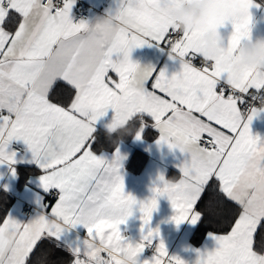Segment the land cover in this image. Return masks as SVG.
I'll return each instance as SVG.
<instances>
[{
	"label": "snow or ice",
	"instance_id": "1",
	"mask_svg": "<svg viewBox=\"0 0 264 264\" xmlns=\"http://www.w3.org/2000/svg\"><path fill=\"white\" fill-rule=\"evenodd\" d=\"M136 2L135 18L123 29L101 20L91 26L74 23V0H0V162L15 163L7 146L13 139L23 140L44 170V190H58L50 214L42 211L27 223L10 215L3 220L0 264H30L39 242L56 241L78 224L87 229V238L83 249L70 252L72 264H118L90 240L114 252L127 250L132 264H141L140 254L159 233L149 229L137 243L121 234L119 225L137 201L124 193L119 152L109 161L94 151L95 123L109 108L114 122L138 123L137 139L148 124L145 116L150 117L160 133L158 143L190 156L181 165L182 185L156 187L152 199L140 203L143 224L151 221L156 197L167 195L175 222L195 225L202 219L197 202L215 178L240 211L230 231L213 234L215 250L197 252L195 264H264V241L254 246L258 226L264 229V142L251 134L252 109L246 113L242 108L247 97L264 90V71L241 68L242 82L236 83L230 68L237 49L250 40L253 0H234L245 15L224 16L210 25L215 31L225 21L233 24L227 44L210 59L202 55V33L182 32L171 21L170 13L190 0ZM13 14L16 26L6 30ZM148 42L163 46L180 70L169 76L133 62L132 50ZM57 80L76 90L67 107L48 98ZM245 156L253 159L247 170ZM143 264L184 261L169 256L161 242Z\"/></svg>",
	"mask_w": 264,
	"mask_h": 264
},
{
	"label": "crops",
	"instance_id": "2",
	"mask_svg": "<svg viewBox=\"0 0 264 264\" xmlns=\"http://www.w3.org/2000/svg\"><path fill=\"white\" fill-rule=\"evenodd\" d=\"M82 1L84 2V9L89 13L88 19L84 20V22L88 23L90 26L95 24L97 21L102 20L107 12L115 6V0H110V2H106L105 0ZM191 2H193V0H190V2L186 3ZM181 5H179L175 10H177ZM77 8V0H74L71 12L75 11ZM249 14L251 16L250 40L264 37V4L253 0L252 6L249 8ZM17 19L18 17L13 14L11 21L6 22L5 24L6 30H13L16 26ZM171 21L173 25H175L176 22L172 19ZM210 31H213L210 27L202 31H192L203 34L204 43L202 53L205 54L207 53L208 45L206 35ZM215 31H218L225 37L226 45L233 31L232 21H225V23ZM248 41L249 40H245L243 43H247ZM212 43L214 44L215 41L213 40ZM130 56L133 62L138 63L141 66H151L156 73L164 70L167 75L171 76L180 70V64L178 60L171 59L168 52H166L162 46H156L151 42L134 48ZM212 57L214 56L209 57V59ZM238 61L239 56L237 54L236 60L232 65H230L232 78L233 68L236 67ZM110 75L114 80L118 81L119 78L115 73H110ZM152 82L153 81L150 80L148 83L150 90ZM240 82H242V80ZM59 84L65 85L74 91V95L72 97L73 99L76 94L75 88L63 80H57L49 92L48 98L50 102L56 103L51 99V93L54 87ZM70 102L67 104V106L70 104ZM58 105L61 106L60 104ZM2 114L6 115L7 112L4 111ZM114 116V110L109 108L105 115L96 121L95 135L100 132H105V125L109 124L113 120ZM145 119L148 120V124L143 128L141 137L139 139H137L136 132L137 128L139 127L138 125L128 142H119L113 147L112 150H107L105 148L99 150L94 149L97 154L101 153L105 159L109 161L112 160L117 151L119 152V154L123 157V159L120 161V175L123 178L124 193L126 195H131L137 201V203L132 208V214L124 223L119 225L121 234L126 241L137 243L142 239L143 235L146 234L149 229L158 230L159 235L155 236L153 239V242L157 243L156 247L161 242H163L169 256L179 257L182 261H184V264H195L198 251L203 252L207 250L210 252L215 250V248L218 246L216 241L213 239V234L217 233L208 232L199 241L194 240V231L199 222H197L195 225L189 221H184L180 224H177L173 219V217L176 215V212L173 209L167 195L156 197L158 202L157 208L152 213L151 221L148 225L143 224V214L140 211V203H147L152 199L154 195L153 190L156 187H159V180H161V176H163V179L181 177V165L186 160L190 159L189 154L181 152L179 148H170L166 143H158L160 136L159 131L151 126L152 121L150 120V117L145 116ZM148 129H151L153 132H155V135L149 139L146 137ZM250 131L254 137H258L261 142H264V114H261L259 118L253 117L250 123ZM14 143L22 147L21 152L17 153L11 149V145ZM135 150L145 157L144 166L139 173H132L127 168V163ZM6 151L9 154L15 153V163L9 164L7 161L0 162V194H5L11 200V204L6 212V215L0 222V226H2L3 220L6 219L8 215L19 222L27 223L30 220L36 218L37 215L42 211L46 210L50 214L51 207L54 206L58 198L57 195L56 197L52 198V194H57L58 190L50 189L47 192L44 190L40 179L41 176L44 175V170L41 169V167L33 159L32 152L27 144L23 140L13 139L9 142ZM20 169L32 171L27 172V170H23V173L21 174L19 172ZM212 180H215V178ZM231 202L235 203L234 201ZM25 206H28L33 210V213L30 217H26L21 213L22 208ZM45 206H47V209ZM86 238L87 229L83 225L78 224L74 228L66 230L60 236L58 241L61 242L69 252H72L77 247L83 249L84 240ZM101 245L108 249L107 255L109 257H114L115 260L118 261V264H123L121 256L124 253H128L127 250L114 252L111 248L105 246L104 244ZM155 251L156 248L153 253H146L143 251L139 257L141 264H143V261L145 260L151 261L152 257L155 255ZM162 259L167 261L168 258L163 257Z\"/></svg>",
	"mask_w": 264,
	"mask_h": 264
},
{
	"label": "clouds",
	"instance_id": "3",
	"mask_svg": "<svg viewBox=\"0 0 264 264\" xmlns=\"http://www.w3.org/2000/svg\"><path fill=\"white\" fill-rule=\"evenodd\" d=\"M137 12L136 0H115V6L102 18L106 24L113 25L117 28L127 29L129 23L135 18ZM245 15L243 7L234 2V0H193L191 3H184L177 10L170 13V18L175 21V27L180 31H202L210 27V25L218 21L224 16L242 17ZM208 41L207 53L202 55L209 59L211 56L219 55L220 50L225 46V37L218 31H210L206 35ZM215 41L213 44L212 41ZM239 61L233 68V80L240 82L243 78L241 68L254 69L264 71V37L255 40H249L242 43L237 49ZM254 117L259 118L264 114V102L258 103V106L252 107ZM106 134L111 137L112 134L123 132L126 135L133 133L127 123L114 122L113 120L105 125ZM253 159L251 156L244 157L245 169L251 167ZM184 178L163 179L159 180V187H174L182 185ZM94 247L100 249L101 252L108 254V249L104 248L98 241L90 240ZM123 264H132V260L128 253L121 256ZM36 264H47V255L40 257Z\"/></svg>",
	"mask_w": 264,
	"mask_h": 264
},
{
	"label": "trees",
	"instance_id": "4",
	"mask_svg": "<svg viewBox=\"0 0 264 264\" xmlns=\"http://www.w3.org/2000/svg\"><path fill=\"white\" fill-rule=\"evenodd\" d=\"M264 4V0H256ZM74 95V91L62 84L56 85L51 93V99L61 106H67ZM138 123H130L128 127L133 133L137 128ZM126 135L123 132H117L109 137L105 132H100L96 135V143L94 149L112 150L119 142H128L133 135ZM155 135L151 129L147 130L146 137L152 138ZM145 157L136 150L127 163V168L132 173H139L144 166ZM23 170L19 172L22 174ZM32 170H27L30 172ZM11 204V200L5 194H0V222L6 215V212ZM196 210L202 213V219L199 221L195 231L194 240L199 241L206 233L213 232L217 234H226L230 231V226L234 222L240 208L235 203L231 202L219 188L217 181L212 180L205 188V191L196 206ZM264 224V221H262ZM264 241V229L260 227L255 234V247H259ZM47 253V264H72L73 255L68 249L58 240L44 239L39 242L37 249L32 254L30 264H36L37 259Z\"/></svg>",
	"mask_w": 264,
	"mask_h": 264
},
{
	"label": "built area",
	"instance_id": "5",
	"mask_svg": "<svg viewBox=\"0 0 264 264\" xmlns=\"http://www.w3.org/2000/svg\"><path fill=\"white\" fill-rule=\"evenodd\" d=\"M105 1L110 2V0H105ZM44 2H46V0H44ZM54 3L61 4L62 0H54ZM83 5H84V2L82 0H77L78 8L75 11L70 13V17L74 23H79L81 21L88 19L89 13L87 10L84 9ZM194 63L195 65L199 66L200 60H195ZM260 102H264V90H261L255 93V96L247 97L245 103L242 105V108L247 113L252 109L253 106H258V103ZM202 146H205V145L202 144ZM11 149L17 153L22 151V147H20L18 144H15V143L11 145ZM56 195H57L56 193L52 194V198L56 197ZM21 213L26 217H30L33 213V210L30 207L25 206L22 208ZM156 244H157L156 242H153V244L149 247H146L144 251L146 253H153L156 248Z\"/></svg>",
	"mask_w": 264,
	"mask_h": 264
}]
</instances>
